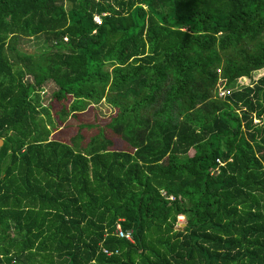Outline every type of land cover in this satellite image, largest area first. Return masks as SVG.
Returning <instances> with one entry per match:
<instances>
[{
  "label": "trees",
  "instance_id": "trees-1",
  "mask_svg": "<svg viewBox=\"0 0 264 264\" xmlns=\"http://www.w3.org/2000/svg\"><path fill=\"white\" fill-rule=\"evenodd\" d=\"M261 68L264 0H0V264H264Z\"/></svg>",
  "mask_w": 264,
  "mask_h": 264
},
{
  "label": "rangeland",
  "instance_id": "rangeland-1",
  "mask_svg": "<svg viewBox=\"0 0 264 264\" xmlns=\"http://www.w3.org/2000/svg\"><path fill=\"white\" fill-rule=\"evenodd\" d=\"M25 43L26 44H25V46H23V49L26 52H31V51H34L35 49L37 50V48H38V47H36V44L33 41H29V42H25ZM253 74H254L255 78H258L259 76L264 74V68L256 70ZM25 77L28 78V75H25ZM239 81L243 85H244V83H247V84L249 83L248 79H240ZM46 89H47V87H46ZM41 93L42 92H40L39 94L41 95ZM44 94H46V90L44 91ZM45 104H47V103L45 102ZM49 111H50L49 115L53 116L54 113L52 112V110L49 109ZM110 113H111V108L107 104L102 102V103H98V104L94 105V110L92 111L90 116L84 115L82 118H75V119L70 118L69 120L72 121L71 123L73 124L74 129H75L74 132L77 130V127L79 126L80 123L92 124V126H93L92 129L91 128H85L87 134L90 135L92 133L93 129L96 128L97 126L104 128V126H103L104 122H106L108 120ZM1 144H2V140L0 142V145ZM182 222H183L182 216H177V224L180 226V224Z\"/></svg>",
  "mask_w": 264,
  "mask_h": 264
},
{
  "label": "built area",
  "instance_id": "built-area-1",
  "mask_svg": "<svg viewBox=\"0 0 264 264\" xmlns=\"http://www.w3.org/2000/svg\"><path fill=\"white\" fill-rule=\"evenodd\" d=\"M106 14V12H101V13H94L92 15V20L95 24H100L101 22V18ZM65 39V38H64ZM216 71L218 72V69H216ZM255 78V77H254ZM256 79V78H255ZM220 80L217 81L216 86L214 88V96L215 97H222L227 93V90L223 89L220 85ZM244 85H247V83H244ZM171 198V196L169 197ZM113 233L120 238H124L126 240L132 241L131 238V233L130 231H124L122 230L121 226L119 223H115L114 224V228H113ZM102 252L106 255H109L111 253L110 250H107L105 248H102Z\"/></svg>",
  "mask_w": 264,
  "mask_h": 264
},
{
  "label": "water",
  "instance_id": "water-1",
  "mask_svg": "<svg viewBox=\"0 0 264 264\" xmlns=\"http://www.w3.org/2000/svg\"><path fill=\"white\" fill-rule=\"evenodd\" d=\"M0 142H1V140H0Z\"/></svg>",
  "mask_w": 264,
  "mask_h": 264
}]
</instances>
